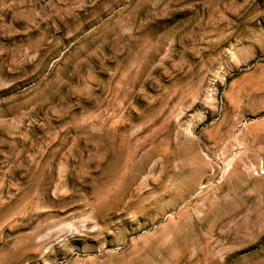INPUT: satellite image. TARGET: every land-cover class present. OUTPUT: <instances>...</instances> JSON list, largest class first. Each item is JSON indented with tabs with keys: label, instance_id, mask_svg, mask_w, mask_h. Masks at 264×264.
<instances>
[{
	"label": "rangeland",
	"instance_id": "1",
	"mask_svg": "<svg viewBox=\"0 0 264 264\" xmlns=\"http://www.w3.org/2000/svg\"><path fill=\"white\" fill-rule=\"evenodd\" d=\"M0 264H264V0H0Z\"/></svg>",
	"mask_w": 264,
	"mask_h": 264
}]
</instances>
